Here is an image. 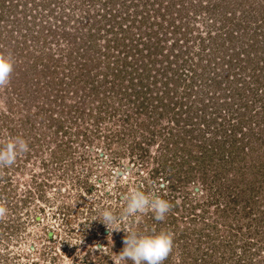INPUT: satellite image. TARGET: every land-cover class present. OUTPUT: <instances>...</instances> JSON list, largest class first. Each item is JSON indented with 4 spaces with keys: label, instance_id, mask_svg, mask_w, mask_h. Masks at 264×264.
<instances>
[{
    "label": "trees",
    "instance_id": "trees-1",
    "mask_svg": "<svg viewBox=\"0 0 264 264\" xmlns=\"http://www.w3.org/2000/svg\"><path fill=\"white\" fill-rule=\"evenodd\" d=\"M5 46L16 64L0 88V132L24 137L47 126L68 138L71 126L86 124L78 137L91 123L108 131L104 138L123 136L143 151L160 124L163 159L151 174L167 177L170 194L161 196L172 209L162 222L129 226H181L174 242L187 248V222H203L195 234L214 226L209 208L176 199L177 189L199 180L222 199L215 207L222 223L237 222L230 242L263 264L264 0H47L42 7L0 0ZM226 169L236 173L222 177ZM174 249L164 264H205Z\"/></svg>",
    "mask_w": 264,
    "mask_h": 264
},
{
    "label": "rangeland",
    "instance_id": "rangeland-1",
    "mask_svg": "<svg viewBox=\"0 0 264 264\" xmlns=\"http://www.w3.org/2000/svg\"><path fill=\"white\" fill-rule=\"evenodd\" d=\"M35 1L42 7L47 0ZM4 27L1 26L5 32ZM11 48L3 51L11 52ZM78 124L70 127L72 134L68 138V133L59 130L56 134L53 127L47 126L43 133L39 128L26 132L23 138L28 141L30 150L18 156L12 167L0 169V199L8 208L7 216L0 220V264H114L116 254L124 246V236L121 231H112L109 236V230L97 220L102 210L107 208L119 213L125 204L123 196L132 189L170 194L164 187L167 177L163 172L151 174L163 159L162 142L158 138L160 124L154 126L159 131L154 141L142 140L143 151L140 148L132 151L130 139L123 136L104 138L107 130L103 126L97 129L91 123L87 132L77 137L74 133L79 130L77 127L86 126ZM140 127L143 129V125ZM94 128L96 131L92 130ZM140 130L133 133L139 136ZM148 135L145 131V136ZM7 139L5 130L1 129L0 143ZM140 151L144 152L143 157ZM235 173L226 169L222 177ZM209 193L207 195L202 182L192 179L176 190L179 203L186 198V202H197V209L209 208L214 226L205 224L202 233L195 234L193 229L203 222L198 219L195 224L187 222L186 231L191 232L187 233V248L174 242L173 255L179 257L183 253L190 260L198 256L197 260L205 259V264H256L257 253L243 252L239 244L230 242L233 241L231 233L235 231L230 230L231 225L237 222L234 219L228 221L229 224L222 223L215 210L216 203L222 199ZM205 198L211 202L207 204ZM149 217L153 215H143L133 222L125 218L119 226L126 228L131 222L137 226L139 220L148 224ZM180 228L172 225L171 231L175 235V230ZM205 232H209V236ZM192 238H195L194 243ZM95 245L103 246L104 251L94 250ZM261 250L264 256V247ZM250 256L253 259L249 261Z\"/></svg>",
    "mask_w": 264,
    "mask_h": 264
},
{
    "label": "clouds",
    "instance_id": "clouds-1",
    "mask_svg": "<svg viewBox=\"0 0 264 264\" xmlns=\"http://www.w3.org/2000/svg\"><path fill=\"white\" fill-rule=\"evenodd\" d=\"M15 58L11 52L0 50V88H5L11 81L15 68ZM29 143L22 136L9 137L0 143V169L12 167L17 157L29 151ZM123 209L117 213L111 209L102 210L100 220L109 230L123 231V248L116 254L114 264H164L174 249V233L171 230L158 232H141L129 226L121 228L119 225L127 218L129 221L138 220L148 213L162 222L172 209L169 200L164 199L158 190L144 191L132 189L123 196ZM8 213L6 202L0 199V220ZM94 250L104 251V247L95 245Z\"/></svg>",
    "mask_w": 264,
    "mask_h": 264
}]
</instances>
